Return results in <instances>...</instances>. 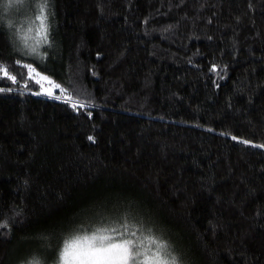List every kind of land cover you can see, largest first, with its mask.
Instances as JSON below:
<instances>
[{
	"label": "trees",
	"instance_id": "16d2710c",
	"mask_svg": "<svg viewBox=\"0 0 264 264\" xmlns=\"http://www.w3.org/2000/svg\"><path fill=\"white\" fill-rule=\"evenodd\" d=\"M19 14L0 0V264L124 223L177 264H264V0H48L35 57Z\"/></svg>",
	"mask_w": 264,
	"mask_h": 264
},
{
	"label": "snow or ice",
	"instance_id": "6c2138e0",
	"mask_svg": "<svg viewBox=\"0 0 264 264\" xmlns=\"http://www.w3.org/2000/svg\"><path fill=\"white\" fill-rule=\"evenodd\" d=\"M12 2L13 0H9V4ZM47 3L48 0H42L37 17L39 31L45 38L48 30L45 14ZM4 73L7 75L6 69ZM12 79L15 78L12 77ZM89 139L92 138L89 137ZM4 226L0 224V227ZM120 227L123 228V232L114 227H100L90 234L85 232L68 237L64 240L59 253V264H177V258L170 256L168 252L169 246L166 241L152 235L144 237L143 240L126 239L123 237L128 233L129 225L124 223ZM113 233L116 235H112ZM130 235L135 237L136 233L132 232ZM117 236L120 238H116ZM145 240L147 247H144ZM137 246H140V250ZM153 247L154 251H152ZM141 255L144 257L143 261H137ZM29 264H39V261L33 258Z\"/></svg>",
	"mask_w": 264,
	"mask_h": 264
},
{
	"label": "rangeland",
	"instance_id": "374dc122",
	"mask_svg": "<svg viewBox=\"0 0 264 264\" xmlns=\"http://www.w3.org/2000/svg\"><path fill=\"white\" fill-rule=\"evenodd\" d=\"M1 1L5 4L7 9H10V6L14 4L18 5V11L20 14L15 28L16 39L21 41L20 50L24 54L35 57L37 54L35 48H39L45 39L39 31V20L37 19L39 15V6L42 3V0H13L11 4H9V0ZM33 49H35V51H33ZM32 70L36 73V78H38L43 84V92L51 93L56 87V84L52 82L50 83L49 78L42 79V77L46 76L41 72H38L33 68ZM140 261H142V259H140Z\"/></svg>",
	"mask_w": 264,
	"mask_h": 264
}]
</instances>
